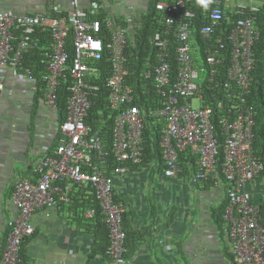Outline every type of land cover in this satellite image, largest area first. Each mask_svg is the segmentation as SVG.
Masks as SVG:
<instances>
[{
    "label": "built area",
    "instance_id": "1",
    "mask_svg": "<svg viewBox=\"0 0 264 264\" xmlns=\"http://www.w3.org/2000/svg\"><path fill=\"white\" fill-rule=\"evenodd\" d=\"M72 2L75 10L70 14L58 8L39 14L0 11V70L12 69L35 91V100L36 78L30 70L20 73L17 68L25 52L41 49L43 33L51 37L41 55L47 82L44 105L45 116H55L47 126L58 132L56 148L44 151L37 176L21 179L14 187L11 200L18 215L8 222L0 264L21 263V245L35 232L33 216L59 203H69L75 185L95 190L110 231L106 261L128 264L122 227L126 206L115 200L116 179L143 165L144 130L150 119L163 125L159 174L171 180L188 175L196 186L223 187L228 201L224 214L226 238L234 264H264L259 205L247 191V186L264 172V164L254 152L255 112L248 106L255 67L253 47L260 32L246 16L248 11L257 12L263 0H203L201 15L193 9L194 0H159L156 11L162 16L161 25L150 39L155 55L144 71V78L153 83L158 96L156 107L149 109L136 103L135 92L127 83V29L108 17L110 39L106 40L100 36L101 22L93 19L101 5L94 2L90 10H83L75 6L76 0ZM234 15L235 29L227 37L219 35L224 19L231 20ZM196 21L202 23L197 22L199 27L194 30ZM71 34L75 59L70 68L67 118L60 121L58 87L67 68L66 42ZM226 40L231 44V65L221 87L224 97H220L215 87L219 69L226 61ZM106 53L112 66L103 87L108 92V108L115 113L111 144L115 166L110 165L103 140L87 123L101 90L95 64ZM2 82L0 79V92ZM203 84L212 91L210 96L201 93ZM195 100L199 105L193 104ZM218 110L223 114L217 115ZM181 154H185L190 174L183 172ZM94 216V209L84 213L88 220Z\"/></svg>",
    "mask_w": 264,
    "mask_h": 264
},
{
    "label": "crops",
    "instance_id": "2",
    "mask_svg": "<svg viewBox=\"0 0 264 264\" xmlns=\"http://www.w3.org/2000/svg\"><path fill=\"white\" fill-rule=\"evenodd\" d=\"M73 0H0V11L39 14L54 8L70 14ZM257 0H253L256 2ZM101 12L134 35L138 19L149 12L152 0H76V7ZM127 36V37H128ZM0 258L7 244L8 222L18 215L12 203L16 183L37 176V165L46 149L57 145V128L48 127L55 116L46 117L44 100L22 83L12 69L0 70ZM36 103V106H35ZM160 162L135 167L116 179L115 193L126 206L134 233L135 249L128 264H234L227 254L226 235L212 218L213 209L225 201L224 189L194 185L188 175L180 180L159 174ZM208 187V186H207ZM254 202L264 198V175L247 186ZM35 232L25 243L27 264H88L93 235L76 220L67 204L33 216ZM230 252V251H229ZM90 264H110L100 256Z\"/></svg>",
    "mask_w": 264,
    "mask_h": 264
},
{
    "label": "trees",
    "instance_id": "3",
    "mask_svg": "<svg viewBox=\"0 0 264 264\" xmlns=\"http://www.w3.org/2000/svg\"><path fill=\"white\" fill-rule=\"evenodd\" d=\"M158 1L159 0H152L148 14L138 19L139 26L135 28L134 35L128 36L125 49V56L127 58V64L129 66V76L127 78V83L133 88L136 96V103L142 109L156 107L158 99L153 83L151 81H147L144 78V71L147 70V63L148 61L154 59L155 55V50L151 47L150 39L161 25L162 16L159 15V13L156 11V3ZM193 4V9L201 15V13H203V0H194ZM246 16L252 18L254 28L260 32V37L253 47V52L255 55V67L252 72V86L250 89L251 94L248 96V106H251L255 112L256 126L254 128V152L255 155L260 158L264 164V0L257 12L249 13L248 11ZM93 19L99 20L102 24V32L100 36L104 37L106 40H109L110 34L106 29L108 16L100 10ZM115 21L118 23L122 20H118V18H116ZM236 21L237 16L235 15L231 20L226 17L222 22L219 35H224L225 37H227L229 34H231V32L235 29ZM197 22L200 21L195 22L194 30H197V28L199 27V24ZM42 35L43 42L41 44V49H32L28 50V52H25L24 58L20 63V67L17 68L18 72L20 73H24L26 70H30L33 73L34 77L36 78V102L38 103L44 100L47 85V82L44 79L45 71L41 64V55L43 53V49L47 48L49 46V43H51V37L49 35H45L44 33ZM226 44V61L225 64H223L219 69L220 74L217 79L218 85L215 87L218 92L217 94L220 97H224V91L221 89V87L224 83V80L227 79V72L231 65V44L227 40ZM66 49L69 59L67 62V68L63 74L64 77L60 80V85L58 87L57 102L60 109V121H63L67 118L66 103L69 97L68 86L71 80L70 68L73 66L75 59L72 34L67 39ZM95 66L99 68V72L96 75V80L101 90L99 93H97V96H99V98L94 100V106L92 107L90 116L87 119V123L91 124L94 127V132L97 133L103 140L105 149L108 152L107 157L109 158V161L111 163L110 165L115 166V161L113 160L111 151L115 113L108 108V92L103 87L105 80L109 77L111 72L112 63L109 55L106 53L105 58H103L100 62H97ZM173 70L175 72L177 71V68L173 66ZM200 88L201 93H204L207 96H210L212 94V91H209L206 84L201 85ZM221 114H223V112L221 110H218L217 115ZM217 117L219 116H216L214 118V122H217ZM216 122L215 125H218V123ZM162 128L163 125L156 122L155 120L150 119L148 121L147 126L144 130L145 157L143 160V164L151 163L152 161L162 163V151L159 147ZM217 130H220L218 126ZM185 158V154H181L180 165L184 173L190 174L189 166L187 165V160ZM221 158L222 155H220V159ZM219 170L221 172V169ZM262 175H264V172ZM197 187H201V184H198ZM205 188H209V186H206ZM69 198L70 202L68 203V205L70 206V209L74 211L76 220L79 221L80 224L85 227V230L90 232L94 237V244L89 255L88 264H90L91 261L99 256L104 260H109L107 251L110 246V231L106 223L104 222L105 217L102 213L99 202L96 199L95 190L91 186L85 187L75 185L72 192L69 193ZM115 200L118 202L122 201L121 198H119L117 195ZM256 204L259 205V222L264 228V198H261L259 203ZM227 205L228 201L227 199H225V201L221 205H219L218 208L213 209L212 212L214 224L221 235H226L227 223L224 219V214ZM90 209L95 210V216L92 219L88 220L84 218V213ZM122 227L126 234L125 257L129 258L135 249L136 240L135 238H133L134 233L132 232L133 230L129 223V215H127L126 212L123 215ZM29 238L30 237L26 238L21 245L20 264H27L25 263V252L23 251V249L25 243ZM227 254L229 255L230 260L233 261V256L228 251V249Z\"/></svg>",
    "mask_w": 264,
    "mask_h": 264
},
{
    "label": "rangeland",
    "instance_id": "4",
    "mask_svg": "<svg viewBox=\"0 0 264 264\" xmlns=\"http://www.w3.org/2000/svg\"><path fill=\"white\" fill-rule=\"evenodd\" d=\"M193 104L196 106V105H199V102H197L196 100L193 101Z\"/></svg>",
    "mask_w": 264,
    "mask_h": 264
},
{
    "label": "clouds",
    "instance_id": "5",
    "mask_svg": "<svg viewBox=\"0 0 264 264\" xmlns=\"http://www.w3.org/2000/svg\"><path fill=\"white\" fill-rule=\"evenodd\" d=\"M100 5H101V4H100ZM101 9H102V5H101ZM101 9H100V10H101Z\"/></svg>",
    "mask_w": 264,
    "mask_h": 264
}]
</instances>
